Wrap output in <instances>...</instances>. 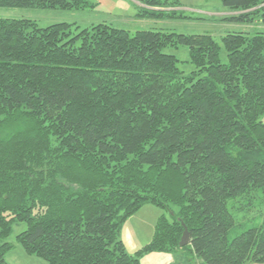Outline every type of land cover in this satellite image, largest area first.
Listing matches in <instances>:
<instances>
[{"label":"trees","instance_id":"trees-1","mask_svg":"<svg viewBox=\"0 0 264 264\" xmlns=\"http://www.w3.org/2000/svg\"><path fill=\"white\" fill-rule=\"evenodd\" d=\"M220 1L222 21L264 24V0ZM139 2V18L185 19L178 0ZM72 27L0 18V264L20 223L18 242L48 264H140L151 252L264 264V205L256 226L237 234L232 213L264 196V33L229 32L221 44L210 34ZM180 46L190 74L165 52ZM147 204L179 212L129 255L123 224ZM183 224L190 244L180 247Z\"/></svg>","mask_w":264,"mask_h":264},{"label":"rangeland","instance_id":"rangeland-1","mask_svg":"<svg viewBox=\"0 0 264 264\" xmlns=\"http://www.w3.org/2000/svg\"><path fill=\"white\" fill-rule=\"evenodd\" d=\"M88 6L81 10H62L52 8H0L2 19H26L37 22L39 27L46 28L57 23L72 24L74 33L81 32L93 26L105 24L132 34L146 30H164L183 35L210 34L221 43L222 37L229 32L264 33V24L256 23L253 26L222 21L226 12L220 0H178L176 8L181 18H165L163 20L142 19L138 17L144 8L139 0H87ZM170 10V9H168ZM78 27V29H76ZM222 44V43H221ZM222 46V45H221ZM166 53L175 55L180 63V69L185 74L195 70L190 63L188 47L167 48ZM221 60L227 62V54L222 46ZM264 122V117L262 118ZM253 208L244 207L232 211L237 227L236 234L256 226L252 214L260 215L264 205V196H255ZM263 203V204H262ZM230 205H234L231 201ZM232 210V209H231ZM178 206L171 205L169 209L160 208L151 204L144 205L137 213L130 217L122 227L120 239L126 246L129 255H136L144 246L149 244L154 236L156 225L161 217L168 221L174 220L178 214ZM27 229L25 223L17 224L7 242L13 247L6 253L7 264H48L46 261L28 255L18 242L17 236ZM189 259H196L191 250H186ZM182 258L184 260L182 261ZM140 264H189V260L181 254L168 252H151L139 257ZM262 264V263H249Z\"/></svg>","mask_w":264,"mask_h":264},{"label":"water","instance_id":"water-1","mask_svg":"<svg viewBox=\"0 0 264 264\" xmlns=\"http://www.w3.org/2000/svg\"><path fill=\"white\" fill-rule=\"evenodd\" d=\"M183 227H184V233L182 235V238H181V241H180V244H179L180 247H185V246L190 244L189 231H188L187 227L184 224H183Z\"/></svg>","mask_w":264,"mask_h":264},{"label":"crops","instance_id":"crops-1","mask_svg":"<svg viewBox=\"0 0 264 264\" xmlns=\"http://www.w3.org/2000/svg\"><path fill=\"white\" fill-rule=\"evenodd\" d=\"M228 14V12H223V14L222 15H227Z\"/></svg>","mask_w":264,"mask_h":264}]
</instances>
